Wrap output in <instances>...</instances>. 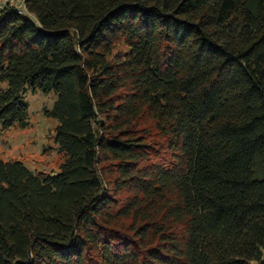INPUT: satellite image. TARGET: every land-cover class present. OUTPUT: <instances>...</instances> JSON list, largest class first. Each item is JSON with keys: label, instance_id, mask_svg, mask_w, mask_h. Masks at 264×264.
Here are the masks:
<instances>
[{"label": "trees", "instance_id": "16d2710c", "mask_svg": "<svg viewBox=\"0 0 264 264\" xmlns=\"http://www.w3.org/2000/svg\"><path fill=\"white\" fill-rule=\"evenodd\" d=\"M19 1L0 130L53 94L64 161L0 159V264H264V0Z\"/></svg>", "mask_w": 264, "mask_h": 264}, {"label": "rangeland", "instance_id": "374dc122", "mask_svg": "<svg viewBox=\"0 0 264 264\" xmlns=\"http://www.w3.org/2000/svg\"><path fill=\"white\" fill-rule=\"evenodd\" d=\"M9 2L15 6L21 3L19 0H0V9ZM24 100L28 103V127L0 130V159L19 160L31 171L56 173L64 157L52 141L56 122L43 115L44 110L52 108L54 96L28 92Z\"/></svg>", "mask_w": 264, "mask_h": 264}]
</instances>
